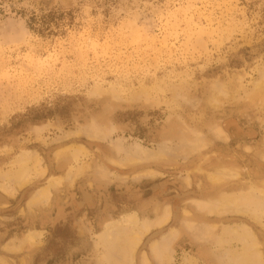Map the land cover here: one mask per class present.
<instances>
[{
	"label": "rangeland",
	"instance_id": "1",
	"mask_svg": "<svg viewBox=\"0 0 264 264\" xmlns=\"http://www.w3.org/2000/svg\"><path fill=\"white\" fill-rule=\"evenodd\" d=\"M262 191L264 0H0V264L264 263Z\"/></svg>",
	"mask_w": 264,
	"mask_h": 264
},
{
	"label": "bare ground",
	"instance_id": "2",
	"mask_svg": "<svg viewBox=\"0 0 264 264\" xmlns=\"http://www.w3.org/2000/svg\"><path fill=\"white\" fill-rule=\"evenodd\" d=\"M79 151V150H78ZM137 155V154H136ZM125 160V159H124ZM33 168H35V167H33ZM38 170V169H37ZM223 172V171H222ZM221 172V173H222ZM79 173V172H78ZM39 174V173H38ZM41 174V173H40ZM70 174H72V173H70ZM224 174H226V173H223V176H224ZM228 174V173H227ZM234 174V173H233ZM229 175V174H228ZM61 176V175H60ZM233 176V175H232ZM28 177V176H27ZM56 177V176H55ZM218 177V176H217ZM25 178H26V176H25ZM65 178V177H64ZM216 178V177H215ZM20 179H22V178H20ZM73 179V178H72ZM28 180V179H27ZM30 180V179H29ZM67 180V179H66ZM26 183V182H25ZM50 183H52V182H50ZM61 183V182H60ZM24 184V183H23ZM22 184V185H23ZM27 184V183H26ZM56 186V185H55ZM51 188V187H50ZM54 188V187H53ZM255 193V192H254ZM254 193H250V194H244L243 195V197H239L238 199H235V197L234 198H232L233 200L232 201H230L229 200V202H227L226 200V204H225V206H229V210L230 209H232V207H234V210L233 211H235L236 209H239V211H241V210H245V212H250V213H252L251 214V216H254L255 217V215H253V213L255 214L256 212L258 213V211L260 212L261 211V206H262V204H264V191H262V192H259L258 194H254ZM44 194V192H42L41 193V196ZM50 197V196H49ZM35 199H38V198H35ZM37 201V200H36ZM225 201H224V203H225ZM38 202V201H37ZM43 202V201H42ZM41 202V203H42ZM202 204V203H201ZM215 204V203H214ZM232 205V206H231ZM202 206V205H201ZM264 206V205H263ZM262 206V207H263ZM237 207H239V208H237ZM166 208V207H165ZM202 208V207H201ZM242 208V209H241ZM264 208V207H263ZM241 209V210H240ZM247 210V211H246ZM168 212H169V210H168ZM263 212V211H262ZM225 213V212H224ZM257 213H256V217H257ZM168 214V213H167ZM261 212H260V216L258 215V217H263V215L261 216ZM164 215V214H163ZM127 216V215H126ZM128 216H130V218H131V215H128ZM161 216V215H160ZM168 216V215H167ZM133 217V216H132ZM169 217V216H168ZM257 217V218H258ZM126 217H124L123 219L125 220V222H126V219H128V218H126ZM137 218V217H136ZM122 219V221L124 222V220ZM166 219H168V218H166ZM166 219H164V221L166 220ZM254 219H256V218H254ZM260 219V218H259ZM128 221V220H127ZM130 221L131 220H129V224L128 225H130ZM137 221V220H136ZM118 222V221H117ZM121 222V221H120ZM125 222H124V225H126L125 224ZM132 222L133 221H131V224H132ZM154 222V221H153ZM160 222V221H159ZM113 223H115V222H113ZM119 223V222H118ZM134 223V222H133ZM116 224V223H115ZM137 224V223H136ZM165 224V223H164ZM132 225H134V224H132ZM162 225V224H161ZM112 226V225H111ZM119 226V225H118ZM118 226H116V227H118ZM153 226H155V223H153ZM126 227V226H125ZM140 227H142V226H140ZM144 228V227H143ZM145 228H146V226H145ZM147 228H149V227H147ZM117 229V228H116ZM120 229V228H119ZM139 229V228H138ZM137 229V230H138ZM109 230V229H108ZM125 230V229H124ZM128 231V230H127ZM134 231V230H133ZM136 231V230H135ZM140 231H141V229L139 230V231H137V232H139L140 233ZM146 231H148V230H145V233H146ZM233 231V230H232ZM235 231V230H234ZM233 231V232H234ZM122 232V231H121ZM171 232V231H170ZM174 232V231H173ZM233 232H230V233H233ZM115 233V232H114ZM129 233V232H128ZM134 233V232H133ZM136 233V232H135ZM134 233V234H135ZM143 233V232H142ZM144 233V234H145ZM174 233H176V232H174ZM236 234H237V232H235ZM250 233V232H249ZM236 234L234 235H232V234H229V235H232V236H236ZM242 234H243V232H242ZM244 234H246V233H244ZM112 235H114V234H112ZM129 235V234H128ZM131 235H133L132 233H131ZM135 235H139V234H135ZM228 235V234H227ZM238 235V234H237ZM139 236H141V235H139ZM231 236V237H232ZM244 236H246V235H244ZM107 237V236H106ZM115 237V236H114ZM116 237H118V236H116ZM132 237V236H131ZM135 237V236H134ZM138 237V236H137ZM163 237H165V236H163ZM230 237V238H231ZM175 238H176V234H175ZM105 239V238H104ZM121 238H119V240H120ZM133 239H136V238H133ZM138 239H140V237L138 238ZM138 239H136V240H138ZM164 239V238H163ZM251 239V238H250ZM115 240V239H114ZM118 240V241H119ZM117 241V240H116ZM117 241V242H118ZM120 241H122V240H120ZM130 242H131V240H129ZM163 241V240H162ZM170 241V240H169ZM172 241V240H171ZM170 241V242H171ZM252 241V240H251ZM140 242V241H139ZM139 242H137V243H139ZM253 242H255V241H253ZM115 243V242H114ZM122 243V242H121ZM120 242H118V245H120L121 244ZM133 243H135V241L133 242ZM165 243V242H164ZM125 244V243H124ZM128 244V243H127ZM127 244H125L126 246H127ZM132 244V243H131ZM156 244V242L154 243V245ZM254 244H256V243H254ZM137 245V244H136ZM153 245V246H154ZM168 245H170L169 243H168ZM167 245V246H168ZM253 245V244H252ZM115 246V245H114ZM132 246V245H131ZM135 246V245H134ZM160 246V245H159ZM164 246H166V245H164ZM258 246H259V244H258ZM117 247V246H116ZM119 247V246H118ZM122 247H124V246H122ZM136 247V246H135ZM157 247V246H156ZM155 247V248H156ZM161 247V246H160ZM253 247V246H252ZM255 247V246H254ZM114 248V247H113ZM131 248V247H130ZM137 248V247H136ZM152 248H154V247H152ZM151 248V249H152ZM117 249V248H116ZM123 249V248H122ZM121 249V250H122ZM128 249V248H127ZM125 251H126V248L124 249ZM131 250V249H130ZM119 251V250H118ZM134 251V250H133ZM133 251L131 250V252L133 253ZM117 252V251H116ZM126 253V252H125ZM125 253H123V254H125ZM132 253H130V254H132ZM118 254H119V252H118ZM247 254V253H246ZM245 254V255H246ZM260 255H261V253H260ZM260 255H258L257 253H253V255H249L247 258H245L246 259V261H244L245 262V264H264V263H261L262 262V260H261V256ZM132 256H133V254H132ZM127 258V257H126ZM128 258H129V256H128ZM120 259V258H119ZM244 259V260H245ZM133 260V259H132ZM129 261V260H128ZM124 262V261H123ZM13 263V262H12ZM130 263V262H129ZM127 264V263H126ZM130 264H132V263H130Z\"/></svg>",
	"mask_w": 264,
	"mask_h": 264
}]
</instances>
